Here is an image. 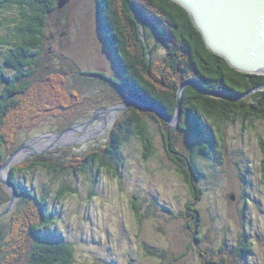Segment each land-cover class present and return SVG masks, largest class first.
<instances>
[{
  "label": "rangeland",
  "instance_id": "rangeland-1",
  "mask_svg": "<svg viewBox=\"0 0 264 264\" xmlns=\"http://www.w3.org/2000/svg\"><path fill=\"white\" fill-rule=\"evenodd\" d=\"M96 2L59 0L62 6L50 16L48 44L35 75L39 81L25 100V106L42 118L39 124L27 122L23 130L13 132V151H7L0 164V197H6L0 204V224L10 226L0 248V264H13L14 257H6L13 251L22 259L28 256L34 242L30 227L40 218L36 199L20 191L12 199L8 180L17 185L10 173L17 180L27 175L24 184L39 197L50 195V203L65 192L57 201L54 225L73 244L75 264H216L224 258L226 264H264L263 116L226 113L221 133L205 127L215 146L204 152L203 132L186 129L192 119L184 120L186 128H180L182 113L170 120L156 116L153 107L124 91L125 96L102 76L123 72L99 29ZM151 9L147 13L165 23L157 8L151 5ZM147 32V42L156 43V35ZM165 54L160 45L153 71L165 74L169 85L182 73L170 70ZM168 91H173L171 86ZM203 93L211 94L207 89ZM133 108L148 127L151 150L147 137L135 132L121 145L124 164L118 170L103 167L97 174L96 164L77 170L84 152L111 146L115 131ZM54 135L59 137L50 139ZM46 152L49 159L42 160L47 166L66 168L55 172L39 165L34 173L19 171L40 162L36 155ZM73 156L75 161H68ZM191 159L203 175L199 181L191 175ZM245 248L251 249L247 255Z\"/></svg>",
  "mask_w": 264,
  "mask_h": 264
},
{
  "label": "trees",
  "instance_id": "trees-1",
  "mask_svg": "<svg viewBox=\"0 0 264 264\" xmlns=\"http://www.w3.org/2000/svg\"><path fill=\"white\" fill-rule=\"evenodd\" d=\"M145 2L97 0L96 16L99 29L114 60L117 61L118 58L123 72L115 77L105 74L102 76L116 84L117 89H120L124 95L126 92L136 99H141L146 106L153 107L156 116H161L159 111L169 117L175 116L180 97L179 89L186 80L201 81L207 90L215 91L210 92V95L204 94L195 85L188 84L182 95V119L179 126L186 128L184 120L192 119L193 123L190 122L192 126L188 125L186 129L193 133H196L197 129L200 135L203 132L205 137L200 141V148L206 153L215 146V139L207 135L205 127L215 128L221 133V123L227 120L226 113L229 115L234 112L245 117L263 116L264 118V88L256 89L264 83V74L241 71L233 67L224 56L211 50L190 12L180 3L175 0ZM151 5L157 8L165 23L147 13V10H153ZM58 7L59 0H0V164L6 160L7 151H13L12 148L10 150L13 134L15 135L13 132L23 130V125L27 122L28 126L39 124L42 118H39L40 114H33V111L25 106V100L33 83L39 81L35 79V75L38 71L39 59L42 58V50L46 49L48 44L49 19ZM147 31L156 35V43L147 42L146 39L149 37ZM160 45L166 48L165 58L169 61L167 64L170 70L174 72L179 70L182 73L179 74L181 78L173 80L169 85L166 83L165 74L158 76L153 71L154 63L157 61L154 56ZM81 73L96 74L92 71ZM170 86L173 89L171 92L168 91ZM218 91L232 95L250 91L252 93L241 99H231L226 96L219 97L216 93ZM30 102L34 104L33 101ZM138 112L133 108L131 116L120 125L121 129L115 131L112 144L108 143L111 146L103 145L104 148L97 147L92 152H84L80 155L82 164L76 169L84 170L87 169V165L94 167L96 164L97 174L103 167L118 170V167L124 164L121 159V145L128 142L135 132L139 137L140 135L147 137L146 140L150 142H147L149 152L153 147L152 137L151 134L148 136V127L145 121L139 118ZM29 115L32 117H28ZM231 118L233 119L230 120H234L235 117ZM32 119L34 121H31ZM204 119L212 123L207 125ZM18 136L23 140L22 134ZM18 147L19 144L15 149ZM54 151L56 150L50 153ZM48 154L46 152L36 155L40 158V162L35 161L31 166L28 165L19 171L34 173L36 166L42 165L55 172H62L66 166L45 164L42 158L49 159ZM75 159L73 156L68 161L73 162ZM189 166L193 178L197 181L201 180L203 175L195 160L191 159ZM10 176L17 185V191L23 192L30 199H36L40 218L39 223L32 222L33 225L30 227L34 242L28 256L22 259L13 251L12 256H6L7 260L14 257L13 264H75L73 244L54 225L58 218L57 201L65 196V192H61L57 200L54 199L50 203V198H47L51 197L50 195L39 197L34 189L24 184V177L27 175H24V181L20 178L17 180L13 173H10ZM96 179L98 178H94L95 182ZM5 198L0 197V204ZM197 214L199 220V212ZM6 227L0 224V248L4 246L6 231L10 230V226ZM249 252L251 249H244L245 255ZM0 256H2L1 252ZM226 262L227 259L224 258L216 261V264H226Z\"/></svg>",
  "mask_w": 264,
  "mask_h": 264
},
{
  "label": "water",
  "instance_id": "water-1",
  "mask_svg": "<svg viewBox=\"0 0 264 264\" xmlns=\"http://www.w3.org/2000/svg\"><path fill=\"white\" fill-rule=\"evenodd\" d=\"M175 1L190 12L211 50L224 56L233 67L241 71L264 74V0ZM210 20L216 23L214 27L210 25ZM188 84L195 85L202 93L206 89L201 81L183 83L180 88L178 113L181 110L182 95ZM261 88H264V83ZM218 93L225 94L231 99H239L247 95L232 96L220 91ZM164 117H167V120L172 119L166 115ZM9 180L10 184L11 180ZM12 194L14 200L18 193L12 192Z\"/></svg>",
  "mask_w": 264,
  "mask_h": 264
},
{
  "label": "bare ground",
  "instance_id": "bare-ground-1",
  "mask_svg": "<svg viewBox=\"0 0 264 264\" xmlns=\"http://www.w3.org/2000/svg\"><path fill=\"white\" fill-rule=\"evenodd\" d=\"M210 21H211V20H210ZM207 24H209V23H207ZM215 24H216V23H215V22H212V21H211V23H210V25H211L212 27H214V25H215ZM182 85H183V84H182ZM182 85H181V86H182ZM261 87H262V85H260V86H259V89H262ZM180 88H181V87H180ZM251 92H252V91H250V92H247V93H244V94H249V93H251ZM179 94H180V89H179ZM157 109H159V108H157ZM49 110H50V109H49ZM159 112H160V114L166 115V114L162 113L161 111H159ZM180 113H181V110H180V112H179V113L177 112V115L179 116V115H180ZM177 115H176V116H177ZM166 116H167V115H166ZM113 117H114V116H113ZM55 136H56L57 138L59 137L58 135H54V136H51V137H50V139H51V138H52V139H54V138H55ZM60 136H61V135H60ZM35 143H37V142H35ZM6 173H7V172H6ZM6 173H5V175L7 176V174H6ZM10 184H11V186H12V189H13V190H12V192H18V191H17V189H16V187H15V185L13 184V182H12V181H11V183H10ZM68 190H69V189H68ZM72 192H73V190H72ZM70 194H71V193H70ZM100 240H101V239H100ZM24 242H25V241H24Z\"/></svg>",
  "mask_w": 264,
  "mask_h": 264
}]
</instances>
